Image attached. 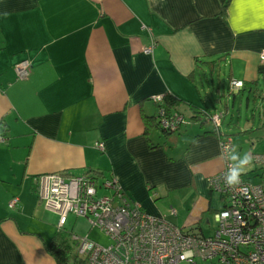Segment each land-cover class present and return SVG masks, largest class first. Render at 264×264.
Segmentation results:
<instances>
[{
  "label": "crops",
  "instance_id": "crops-1",
  "mask_svg": "<svg viewBox=\"0 0 264 264\" xmlns=\"http://www.w3.org/2000/svg\"><path fill=\"white\" fill-rule=\"evenodd\" d=\"M222 2L0 0V264H57L45 248L54 233L30 228L43 221L44 173L114 177L144 211L211 233L215 222L202 224L224 202L207 185L223 167L208 118L220 105L210 101L248 92L264 120V4L229 0L220 13ZM21 59L31 64L27 79L14 73ZM232 80L243 87L229 92ZM156 94L175 99L177 130L159 127ZM243 139H232L241 152ZM253 170L242 175L257 183Z\"/></svg>",
  "mask_w": 264,
  "mask_h": 264
},
{
  "label": "built area",
  "instance_id": "built-area-1",
  "mask_svg": "<svg viewBox=\"0 0 264 264\" xmlns=\"http://www.w3.org/2000/svg\"><path fill=\"white\" fill-rule=\"evenodd\" d=\"M154 42L143 48L150 53ZM264 60V49L259 53ZM30 61L22 59L14 66L17 79L30 75ZM243 81L232 80L228 91L236 92ZM162 102L163 94L150 97ZM223 111L209 114L218 130L219 154L223 167L207 177L210 190L223 198L222 208L214 212L215 227L209 234L183 228L165 215L144 211L137 203L129 202L114 177L98 184L90 174L70 175L62 172L44 173L36 177L37 191L44 207L57 217V229H63L69 214L86 217L91 228H97L108 238L109 244L100 245L88 236L71 234L77 256L86 264H197L198 260L219 264H264V183L250 182L241 176V183L228 186L224 174L229 166L222 153L233 144L232 136L220 133ZM182 123L177 112L168 113L161 106L158 125L164 131H175ZM4 137L0 135V142ZM95 146L104 149L102 142ZM253 162L264 167V153L252 155ZM113 190V195L97 197V187ZM18 198L13 197L8 207L13 209ZM171 214L175 210L171 209Z\"/></svg>",
  "mask_w": 264,
  "mask_h": 264
},
{
  "label": "rangeland",
  "instance_id": "rangeland-1",
  "mask_svg": "<svg viewBox=\"0 0 264 264\" xmlns=\"http://www.w3.org/2000/svg\"><path fill=\"white\" fill-rule=\"evenodd\" d=\"M224 83L225 82L223 80L222 84ZM216 98L220 100L219 103H216L213 99H211L212 101L210 102L213 105L219 104L220 111L227 109L225 110L226 112L222 118L223 123L221 122L222 126L220 127V129L221 130L224 129L225 131H227V133L230 134L232 136V139H234L235 141H240L242 137H244V139L242 140L243 143L241 145L244 152H248L249 148L250 150H253L255 152H263L264 126L261 125L263 120V118L261 117L263 111V109H261V104H260L261 100L259 98H256V101L253 103L251 100V94L244 91L235 95H227V93H225L224 95L218 94ZM209 123L210 122L207 121L206 125H208ZM247 128L249 129V132L246 135H243L242 134L243 130ZM250 166L256 167V171L253 170V172H257L258 174L262 173L263 177H261V175L254 176L256 181L259 182L262 181V183H264V169L257 168V164L255 166V164L253 163H251ZM244 174L247 173L244 172ZM97 182L98 184H100L102 181L100 179H97ZM111 192L112 189L99 186L97 187L96 196L110 197L111 195L109 194ZM213 216L214 213L213 214L208 213L206 215L208 221L205 224L202 222L204 231H207V229L210 226H213L214 224ZM57 217L58 216L54 212L44 209V216L42 218L43 221L31 220L30 226L32 227L30 228H32V230H37L38 227H42L45 237L46 235L50 237L51 234L57 230L56 229ZM24 221L28 222V220L26 219H24ZM65 227L67 228L70 237L71 234H75L81 237L88 236L90 239H92L93 241H95L100 245L106 246L109 244V238L97 228H91L86 217L83 216L75 217L74 215L69 214ZM31 235L34 234L31 233ZM49 237L46 238L48 239ZM70 241L72 242V238H70ZM71 255H77L75 245L72 248ZM180 264H186V263L182 262ZM197 264H219V263H211L210 261L198 260Z\"/></svg>",
  "mask_w": 264,
  "mask_h": 264
},
{
  "label": "trees",
  "instance_id": "trees-1",
  "mask_svg": "<svg viewBox=\"0 0 264 264\" xmlns=\"http://www.w3.org/2000/svg\"><path fill=\"white\" fill-rule=\"evenodd\" d=\"M228 3L229 0H223L221 4L220 13H225ZM163 102H164L163 107L166 109L167 112H169L170 107H172L173 104L175 103V99L168 94H163ZM262 126H264V120L262 122ZM164 132H168V131H164ZM214 132H218V130L214 128ZM70 238H71L70 234L67 228L64 226L63 229H57L54 232L50 241L45 245V248L49 252V254L52 255V257L54 258L57 264H86L85 261L79 258L77 255H71L72 248L75 244L73 241L72 242L70 241Z\"/></svg>",
  "mask_w": 264,
  "mask_h": 264
},
{
  "label": "clouds",
  "instance_id": "clouds-1",
  "mask_svg": "<svg viewBox=\"0 0 264 264\" xmlns=\"http://www.w3.org/2000/svg\"><path fill=\"white\" fill-rule=\"evenodd\" d=\"M229 166L224 174V182L228 186H236L241 183V176L252 163V155L249 152H241L238 144H232L222 153Z\"/></svg>",
  "mask_w": 264,
  "mask_h": 264
},
{
  "label": "snow or ice",
  "instance_id": "snow-or-ice-1",
  "mask_svg": "<svg viewBox=\"0 0 264 264\" xmlns=\"http://www.w3.org/2000/svg\"><path fill=\"white\" fill-rule=\"evenodd\" d=\"M261 3L264 4V0H261Z\"/></svg>",
  "mask_w": 264,
  "mask_h": 264
}]
</instances>
